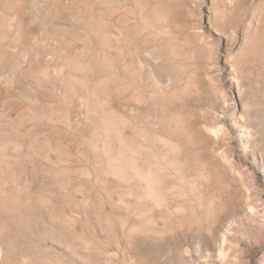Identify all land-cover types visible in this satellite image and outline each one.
<instances>
[{
	"label": "rangeland",
	"instance_id": "obj_1",
	"mask_svg": "<svg viewBox=\"0 0 264 264\" xmlns=\"http://www.w3.org/2000/svg\"><path fill=\"white\" fill-rule=\"evenodd\" d=\"M0 264H264V0H0Z\"/></svg>",
	"mask_w": 264,
	"mask_h": 264
}]
</instances>
